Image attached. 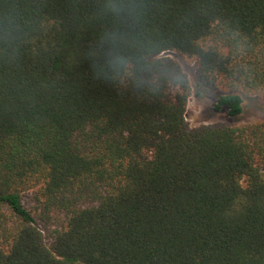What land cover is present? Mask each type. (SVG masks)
I'll use <instances>...</instances> for the list:
<instances>
[{
    "label": "trees",
    "instance_id": "16d2710c",
    "mask_svg": "<svg viewBox=\"0 0 264 264\" xmlns=\"http://www.w3.org/2000/svg\"><path fill=\"white\" fill-rule=\"evenodd\" d=\"M110 3L0 0V264H264V121L189 129L162 56L239 116L264 0Z\"/></svg>",
    "mask_w": 264,
    "mask_h": 264
},
{
    "label": "rangeland",
    "instance_id": "374dc122",
    "mask_svg": "<svg viewBox=\"0 0 264 264\" xmlns=\"http://www.w3.org/2000/svg\"><path fill=\"white\" fill-rule=\"evenodd\" d=\"M162 56L176 59L187 72L191 84L192 95L189 98L186 120L189 129L202 125H236L255 121H264V97L249 95L246 97L242 114L230 117L226 109L216 111L213 102L220 89H213L203 85L197 78L198 66L196 61H187L180 54L170 51Z\"/></svg>",
    "mask_w": 264,
    "mask_h": 264
},
{
    "label": "clouds",
    "instance_id": "9594fccd",
    "mask_svg": "<svg viewBox=\"0 0 264 264\" xmlns=\"http://www.w3.org/2000/svg\"><path fill=\"white\" fill-rule=\"evenodd\" d=\"M108 11L120 17L126 12L131 14V5L126 3V0H111V3L108 5ZM122 39L125 37L121 36ZM110 63L123 65L124 67L131 69L133 67L130 58L126 57L122 53H115L112 50L106 54Z\"/></svg>",
    "mask_w": 264,
    "mask_h": 264
}]
</instances>
